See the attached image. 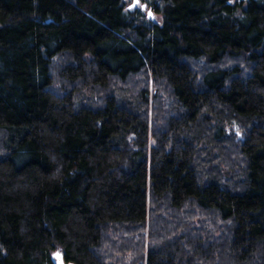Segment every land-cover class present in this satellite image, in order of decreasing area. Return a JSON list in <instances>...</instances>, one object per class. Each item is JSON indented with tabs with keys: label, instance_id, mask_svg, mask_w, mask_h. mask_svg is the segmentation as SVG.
Wrapping results in <instances>:
<instances>
[{
	"label": "trees",
	"instance_id": "trees-1",
	"mask_svg": "<svg viewBox=\"0 0 264 264\" xmlns=\"http://www.w3.org/2000/svg\"><path fill=\"white\" fill-rule=\"evenodd\" d=\"M134 1L0 0V264H264V0Z\"/></svg>",
	"mask_w": 264,
	"mask_h": 264
},
{
	"label": "rangeland",
	"instance_id": "rangeland-1",
	"mask_svg": "<svg viewBox=\"0 0 264 264\" xmlns=\"http://www.w3.org/2000/svg\"><path fill=\"white\" fill-rule=\"evenodd\" d=\"M134 3H137V7H141V6H142V3L139 2V1H137V0H136V2L134 1L133 4H134ZM148 11H151V17L148 16L150 20H153V21H155V22H156V21H158V22L160 21V18L156 15V13H155L153 10H151V9H149V8H146V9L144 10L145 13H148Z\"/></svg>",
	"mask_w": 264,
	"mask_h": 264
},
{
	"label": "water",
	"instance_id": "water-1",
	"mask_svg": "<svg viewBox=\"0 0 264 264\" xmlns=\"http://www.w3.org/2000/svg\"><path fill=\"white\" fill-rule=\"evenodd\" d=\"M148 16L151 17V11H148ZM57 264H65L62 261H59Z\"/></svg>",
	"mask_w": 264,
	"mask_h": 264
},
{
	"label": "flooded vegetation",
	"instance_id": "flooded-vegetation-1",
	"mask_svg": "<svg viewBox=\"0 0 264 264\" xmlns=\"http://www.w3.org/2000/svg\"><path fill=\"white\" fill-rule=\"evenodd\" d=\"M143 8H144V9H146V7H145V6H144Z\"/></svg>",
	"mask_w": 264,
	"mask_h": 264
}]
</instances>
